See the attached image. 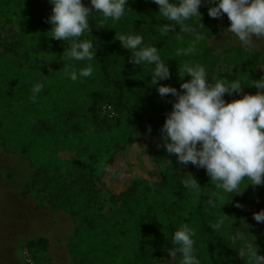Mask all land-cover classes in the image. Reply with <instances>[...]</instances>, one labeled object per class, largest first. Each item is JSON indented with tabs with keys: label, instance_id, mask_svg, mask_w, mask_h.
<instances>
[{
	"label": "trees",
	"instance_id": "trees-1",
	"mask_svg": "<svg viewBox=\"0 0 264 264\" xmlns=\"http://www.w3.org/2000/svg\"><path fill=\"white\" fill-rule=\"evenodd\" d=\"M83 3L90 6V0ZM128 6L126 12L136 20L135 25L109 19L103 29L97 18L101 13L92 14L90 32H85L80 39L93 42L96 58L83 62L66 59L70 41L48 36L52 25L47 18L53 7L48 0H0V18L2 15L14 16L23 34L25 49L21 61L11 57L0 60V139L6 151H16L35 128L42 130L66 125L80 130L88 118H76V112L82 110L95 115L103 104L111 105L116 111L124 110L130 125L150 122L162 140V117L158 116L151 99L143 97L123 76L109 72L110 52L122 48L117 34L140 33L143 22L153 27L163 23L155 16L159 7L152 0H134ZM209 25L212 33L211 21ZM103 31L106 42L102 41ZM156 47L168 66L179 67L191 61L194 65L204 66L207 71L211 69L213 49L205 38L183 41L161 36ZM189 47L195 49L192 54H178ZM259 56V52H243L235 60L232 78L238 79L242 88L250 84ZM88 63L93 67L92 76L74 82L66 74V70L78 72ZM51 65L54 67L49 71ZM188 79L190 77L186 75L184 80ZM37 83H43L44 87L33 102L30 97ZM156 94L158 92L152 98ZM16 101L18 104L11 106ZM112 156L108 162L113 161ZM84 166L80 160L39 164L23 192L26 195L28 188L39 182L47 192L46 201L51 208L69 215L72 231L66 251L72 264H152L164 250L177 251L173 234L185 224L194 233L195 255L201 264H233L228 260L223 263L227 254L228 259L237 256L242 264H246L239 252L234 254L230 248L225 249L222 235L229 230L226 219L219 232L209 227L218 216H225L226 206L213 208L209 205L213 191L209 187L212 181L206 173L204 177L195 178L196 186L188 188L170 164H159L162 170L158 179L136 177L124 191L111 195L119 203L107 217L101 211L98 191L83 171ZM58 170H62L61 173H57ZM244 198L248 203L253 201L250 193L244 194ZM24 249L44 252L47 243L41 238L29 240Z\"/></svg>",
	"mask_w": 264,
	"mask_h": 264
},
{
	"label": "clouds",
	"instance_id": "clouds-1",
	"mask_svg": "<svg viewBox=\"0 0 264 264\" xmlns=\"http://www.w3.org/2000/svg\"><path fill=\"white\" fill-rule=\"evenodd\" d=\"M53 6L47 22L52 25L48 36L56 40L70 41L66 53L67 60L91 62L96 58V49L91 40L80 39L85 32H90V17L93 13H102L104 19L118 22L125 16L129 0H90L86 6L83 0H48ZM159 7V17L169 23L160 28V34L167 36L179 25L181 30L194 33L196 39H203L188 21L198 18L202 3L210 5V18L227 15L230 25L224 34H231L242 47H250L253 38L264 39V0H152ZM201 24V23H200ZM202 25V24H201ZM116 38L123 48L131 52L129 62L134 66H151V84L157 86L158 95L174 97L172 108L166 114L160 128L162 147L175 156L178 164H191L197 169H204L223 193L240 192L241 184L264 186V77L253 80L250 85L258 89L256 94H243L240 98L226 102L225 94L242 91L238 79L225 81L214 76L209 82V72L204 66L184 64L179 66L180 90L176 87L160 84L171 79L169 66L156 46L144 45L143 37L135 34H117ZM194 47L181 50L178 54L188 56ZM66 74L72 81L93 75V67H86ZM190 79L184 80L185 76ZM43 83L32 88L30 99L35 102L37 94L43 90ZM148 131H151L149 127ZM184 181L191 188L198 183L191 173ZM246 185V186H247ZM245 188V187H244ZM243 188V189H244ZM223 196L214 194L209 205L216 208L225 203ZM236 207H242L237 203ZM256 223L264 224V208L254 212ZM225 223V216H218L209 227L219 232ZM194 233L185 224L173 234V244L181 255L180 264H201L195 255ZM237 238L244 239L242 234ZM246 259V264H264V255L259 254L255 243H249L239 251ZM173 256V253H171Z\"/></svg>",
	"mask_w": 264,
	"mask_h": 264
},
{
	"label": "rangeland",
	"instance_id": "rangeland-1",
	"mask_svg": "<svg viewBox=\"0 0 264 264\" xmlns=\"http://www.w3.org/2000/svg\"><path fill=\"white\" fill-rule=\"evenodd\" d=\"M133 1L134 0H129L128 5L132 4ZM209 6L210 5L207 3H202L199 8L202 14L200 19L202 25L199 23L198 18H193L191 21L186 22L191 27L195 28L196 31L206 39V43L213 49L211 69L208 70L210 73L209 82L214 81V76L226 82L233 80L232 77L236 70V64L234 62L237 58L242 56L243 52L260 53L256 71L250 84L253 80L264 77V39L253 38L250 47H242L240 42L237 41L235 37H232L231 34H224L225 29L230 25L227 15L225 14L221 18H210L208 15ZM158 12L159 9L156 10L155 16L160 21H163L159 27H153L150 23L145 24L143 22L140 24V33L135 34L143 37L144 45L156 46L159 37L162 36L160 34V28L165 23H171L160 18ZM97 18L99 26L104 29L109 19H104L102 13L99 14ZM120 21L128 25L136 24V20L131 19L127 12ZM209 21L213 24L214 31L212 33H210ZM171 26L173 30L165 36L170 40L182 39L183 41H190L192 38H196L194 33L182 31L179 25L173 24ZM84 35L82 37H84ZM102 38V41L106 42L107 38L104 36V31ZM24 50L23 34L16 25L14 16L2 15L0 18V60L11 57L21 61ZM130 57L131 52L123 47L115 52H110L111 61L109 72L111 74L123 76L128 83L137 88L143 97L147 100L151 99V103L156 107L158 116L162 117L161 122L163 124L166 114L171 111V101L174 100V97L169 95L166 98H161L156 94V97L152 98L153 94L157 92V86L151 84V66L144 64H142L141 67L139 65L134 66L129 62ZM187 64L193 63L187 61ZM53 67L54 65L49 66L48 70L51 71ZM169 70L171 79L160 81L159 83L167 84L180 90L181 81L179 77V67L176 65L169 66ZM250 84L247 88H242L240 93H233L231 96L225 94L224 99L228 102L232 99L240 98L243 94H256L258 89L255 85ZM17 104L18 101L13 102L11 106ZM104 105L106 104H103L97 109L95 115L80 110L76 112V118H81L82 116L88 118V120L82 124L83 128L79 130L80 133L83 132L81 142L87 143L86 146L89 147L87 148L89 154L86 155L88 160H86L83 171L89 176V179L94 182V186L98 191L101 211L105 216L109 217L119 203L111 197L112 194H118L124 191L136 177L144 176L158 179L161 176L162 170V167L161 170L159 169V164L162 166L163 164H170L178 173L182 183L188 178L190 175L189 173H191L194 178L204 177L206 173L204 169H197L191 164L187 166L180 165L177 163L175 156H170L164 150L159 131L150 122L133 123L130 125L127 123V114L125 111L122 109H117L116 111L114 107L115 116L109 118L103 110ZM1 113L2 111L0 110V116ZM96 125L103 128L108 127L110 129L99 135V133L97 134ZM149 127L151 128L150 132L148 131ZM129 132L133 139L126 141ZM113 138H115L120 145L118 146L119 149L111 152V149L107 148L109 145L107 142H112ZM104 143L105 145H103ZM20 148L21 144L17 149L20 150ZM100 150L105 153H101ZM114 152L115 154L112 156ZM111 156L113 157V161L108 162L107 159ZM102 164L104 165L103 169H101ZM65 170L66 169L63 168V171ZM61 171L58 170L57 173H61ZM246 185L247 180L241 184L242 190L240 192L231 194L230 196L217 189L214 182H212V185L209 186L213 191L210 198H213L214 194L219 193L227 200L223 204L226 206L225 219L229 228V230L225 231L222 235L225 249L228 250L230 248L231 251L236 254L239 252V249H244L247 244L254 242L258 247L259 254L264 255V224H258L252 218L254 212L264 208V186L253 187L251 184ZM247 193L252 195L253 201L251 203L246 202L244 198V194ZM26 195L31 197L32 200L34 197L35 200H33V202L35 204L37 202V210L34 211L32 215L33 218H30L29 215L25 216L23 221L24 225L30 228L37 226V221L35 219L41 222L38 216L40 215V218H44V210L51 209L56 211L57 214H60V216L65 214L67 229L71 231L72 222L69 215L60 209L51 208L46 201L47 192L44 190L41 183L37 182L31 188H28ZM237 203L241 204L242 207H236ZM221 216L223 215L221 214ZM238 233L242 234L244 239L237 238ZM21 241L22 238L16 239L12 235L10 238L3 239L2 242L5 243L4 248L15 247L17 250ZM239 241L240 246L238 245ZM60 252L62 251L60 250ZM23 253V259L19 260V264H72L67 251L65 255L59 254L57 256H52L47 249L44 252H31L30 250L23 249ZM171 253H173V256H171ZM228 255L229 254L225 256L223 263L228 260L232 261L233 264H242L237 256L231 260L228 259ZM180 259V254L176 250L168 249L164 250L159 259L152 264H180ZM11 264H16L15 260L14 263Z\"/></svg>",
	"mask_w": 264,
	"mask_h": 264
},
{
	"label": "crops",
	"instance_id": "crops-1",
	"mask_svg": "<svg viewBox=\"0 0 264 264\" xmlns=\"http://www.w3.org/2000/svg\"><path fill=\"white\" fill-rule=\"evenodd\" d=\"M108 129L110 128L97 126V134ZM82 133L70 126L42 130L35 128L25 136L20 150L14 152L6 151L0 140V264H11L14 260L19 264V260L23 259L24 244L40 238L46 241L47 250L52 256L65 255L66 243L72 231L67 229L65 214L60 216L56 211L46 209L44 218L38 216L41 222L35 219L37 226L30 228L24 225L25 216L33 218L37 206L23 192L39 164H62L74 160L86 164L89 147L86 146L87 143L81 142ZM131 139L133 138L129 132L126 141ZM107 144L111 152L119 149L120 145L115 138ZM103 166L102 164L101 169ZM12 235L16 239L22 238L17 250L15 247L4 248L3 239Z\"/></svg>",
	"mask_w": 264,
	"mask_h": 264
},
{
	"label": "built area",
	"instance_id": "built-area-1",
	"mask_svg": "<svg viewBox=\"0 0 264 264\" xmlns=\"http://www.w3.org/2000/svg\"><path fill=\"white\" fill-rule=\"evenodd\" d=\"M103 110L106 112V114L109 118H113L115 116V112H114L113 107L111 105H109V104L104 105Z\"/></svg>",
	"mask_w": 264,
	"mask_h": 264
}]
</instances>
